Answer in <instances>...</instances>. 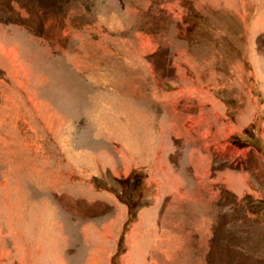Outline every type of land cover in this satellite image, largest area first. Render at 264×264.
<instances>
[{"label":"rangeland","instance_id":"rangeland-1","mask_svg":"<svg viewBox=\"0 0 264 264\" xmlns=\"http://www.w3.org/2000/svg\"><path fill=\"white\" fill-rule=\"evenodd\" d=\"M264 0H0V264H264Z\"/></svg>","mask_w":264,"mask_h":264},{"label":"crops","instance_id":"crops-1","mask_svg":"<svg viewBox=\"0 0 264 264\" xmlns=\"http://www.w3.org/2000/svg\"><path fill=\"white\" fill-rule=\"evenodd\" d=\"M261 15H263V14H261ZM256 21H264V15H263L262 17H258V18L256 19Z\"/></svg>","mask_w":264,"mask_h":264}]
</instances>
